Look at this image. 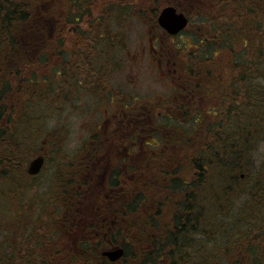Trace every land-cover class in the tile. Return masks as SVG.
Listing matches in <instances>:
<instances>
[{"label": "trees", "instance_id": "1", "mask_svg": "<svg viewBox=\"0 0 264 264\" xmlns=\"http://www.w3.org/2000/svg\"><path fill=\"white\" fill-rule=\"evenodd\" d=\"M60 1V4L52 5L49 9L47 2L50 4L53 0H0V233L4 232L3 238H0V264H95L97 262H93L91 258L82 261L75 255L79 252L76 250L69 256H63L62 247H57L55 240L45 234L34 239L24 234L25 230L27 232L30 229L34 231L38 229L33 222L34 219L31 218L37 217V210L41 212L42 209L37 207L36 204L39 203L35 200L33 202L26 199V191L38 174L31 175L28 167L34 157L43 154L46 158L45 154L49 153L47 148L49 144L39 143L41 140L45 141L52 136L58 139V130L55 133H50L49 130L48 114L55 105L61 106L75 99L96 97L114 101L107 105L108 113L115 112L114 106L119 108L120 104L121 107L127 106L125 112L132 117V120L120 118L118 122H113V132L109 133V142L103 138V128L94 127L93 136L96 135L103 141L95 138L96 144L87 139L85 148L93 146L94 149H84V151L92 155L98 152L100 145L109 148L108 155L112 158L126 148L127 155H124L123 159L127 161L129 155L135 154L134 150L140 147L137 141L142 138V134H146V132L141 133L143 126L140 123L133 131L132 124L129 125L138 122V117L142 118L144 103H140L139 99L131 102L130 96L122 98L121 96L124 95L109 86L106 79L96 72H94L95 77L86 76L89 69L96 70L91 63L98 62L96 64L99 66L102 58L112 62L117 48L116 43L120 40L119 36L115 38L112 36L116 29L115 20L138 17L134 11L137 0ZM150 1L152 3V0ZM183 1H189V5L193 2V7L189 6L190 8H201L198 4L200 0H164L163 5L157 2L155 7L149 6L148 14H142L139 19H135L143 20L149 15L150 21L147 22L155 26L158 31L160 29L157 18L162 7L172 4L188 12L190 9L183 4ZM212 1L217 11V18L214 20L212 16L206 15L203 21L209 24L206 32L195 29L193 36L195 39L190 45L204 51V56L199 57L196 52L190 56V70L187 69L188 67L185 68L190 79L183 82L191 85V89L197 92L204 87L216 90L223 84L231 88L227 98L223 92L219 93L221 100H227L228 97L230 100L229 106L225 109L228 126L221 127L223 135L214 141L215 146L218 147L214 149L215 159L218 165H223L227 154L222 142L227 136L229 139L230 136L237 137L235 139L238 143L234 148L233 162H240L245 156H250L251 146L258 134L264 137V130L260 129H264V0ZM70 6L73 8L68 16ZM85 16L88 18V27L82 29L79 27L80 21L82 23ZM74 24L76 26H73ZM67 39L71 43V49L65 46ZM187 49L190 50V47ZM68 51L76 54L75 62L72 63L68 59ZM53 56H58L63 66H52ZM208 59H214L216 63L213 69L210 66L212 62L209 63ZM196 66H202L203 74H208V77L198 76ZM47 67L52 74L48 75L45 72L44 75H39L40 71L43 68L48 69ZM208 78L212 82H208ZM83 81L85 84H82ZM242 88L244 98L240 100ZM73 90L75 94H72ZM147 106H151L150 101ZM232 130L235 131L236 136L233 135ZM66 131L67 128L65 134ZM126 131L128 132L125 134ZM123 133L125 136H122ZM152 133L158 137L159 145L163 147L182 146L179 140L177 143L173 142L175 137L171 133L162 134L156 129ZM114 143L116 146L112 148ZM207 148L206 145V150ZM179 157L182 158L181 155ZM163 160L166 163H198V158L189 154L186 159L161 158V161ZM207 165L204 167L197 165L198 174H195V177H198V181L197 183L194 181L195 185H199L196 188L197 193L192 189L193 181L182 179L174 169L169 174L172 175L170 178L175 187L170 186L172 191L165 192L164 189H160L165 194L162 197L165 201L162 202L161 197H157V202L152 201L153 198L151 201L148 199V224H165V230L160 236L149 239L152 249L144 251L148 264H205L206 260L213 257L214 249L221 256L222 254L235 256V261L231 264H264V171L262 174L253 173L248 182L242 184L240 190L236 191L237 181L230 180L228 171L237 170V166L227 161L225 166H222L225 169L216 176L223 185L221 188H209L206 194L204 184L212 171V165ZM81 167L85 169L83 163ZM87 170L94 171V168L89 167ZM114 173L116 174V171ZM92 179L84 178L78 190L68 192L63 198L64 209L82 207L84 201L89 198L82 195L85 185L91 187L92 191L94 190L92 186L95 188L99 186L98 179L97 181ZM109 179L110 186L117 185V176L113 173L110 174ZM178 188L181 190L177 191ZM241 192L245 195L242 197L245 203L239 208L240 206L236 205L239 199L236 198L240 197ZM74 195L81 202L78 203V199H75L74 203L67 207L69 196ZM117 198H120L118 193L104 206L117 209ZM134 199H139V195L127 202V207L131 211L135 209ZM170 200H173L172 212L167 215H171V219L168 222L162 221L160 218L162 213L157 220L155 215L158 210L155 209L162 210V205ZM18 234L22 237L19 238ZM117 235L116 230V239ZM207 239L210 241L208 242ZM215 239L216 242H213ZM221 241H225L223 246H219ZM117 243H119L118 239ZM120 244L125 251L120 259L122 262L128 247H125V243ZM80 247L87 251L86 256H91L92 247L87 245ZM80 247L77 249H81ZM220 247L224 248L219 251L217 248Z\"/></svg>", "mask_w": 264, "mask_h": 264}, {"label": "rangeland", "instance_id": "2", "mask_svg": "<svg viewBox=\"0 0 264 264\" xmlns=\"http://www.w3.org/2000/svg\"><path fill=\"white\" fill-rule=\"evenodd\" d=\"M163 1L164 0H152L151 3L150 0H137V3L134 5V11L138 17L134 16V18H132V16L126 20L117 18L114 23L116 29L112 36L114 38L119 36L120 40L116 43L117 48L112 62L109 60H102V58L101 65L99 66L96 64L98 62L91 63L96 70L93 71L94 68L89 69L86 76L95 77L94 72H96L100 77L106 79L109 86L120 91V93L124 95L121 96L122 98L130 96L131 102H133L134 99H139L138 101L140 103L145 104L143 109H145L150 101L151 106L152 104L156 106V111L154 117L149 120L147 125L152 126L156 131L162 134H173L175 137L173 142L177 143L179 140L182 146H179L180 148L177 146L143 148L142 146H145L143 144L145 138L143 137V139L141 138L137 141L140 147L134 150L135 154H131L127 158V161L124 160L121 162L120 158L124 156V154L118 152L112 158L108 155L109 151L107 149L109 148L100 145L98 146V153L100 156L105 155L104 157H100L103 163L101 166L95 168L96 170L89 171L87 168L84 169L81 167L84 159L90 156L89 152L84 151V149H94L93 146L85 148L86 143L88 140H91L93 143L97 144L95 138L99 140L100 137L96 135V137L93 136V131L94 127L98 126L103 128V138L107 139V142H109V133L113 132L112 123L119 121L117 120L118 117H116L118 112L115 106V109H113L115 110L114 113L112 111H110V114L106 112L107 105L114 103V101L111 99L108 101L90 97L89 99L84 98V100L75 99L61 106L55 105L52 112L48 114L50 119L49 130L50 133H55L58 130V139H56V136H52L45 141L41 140L39 142L41 144H49L47 147L49 153L45 154L46 159L43 170L36 176L30 184V188L26 191V199L29 201L33 200V202L35 200L36 203H39L36 204L37 207L42 209L41 212L37 210V217L31 218L34 219L33 222H35L38 229L36 231L30 229L27 232L25 228L23 230H25V236L31 239L42 236L43 234L52 237L57 243V247H62L63 256H69L73 254L75 250L78 251V238L77 240L75 239V233L72 231L73 228L65 224L66 217H64L65 212L63 211L65 207L63 198L68 195L69 191L78 190L84 178H94L92 180L97 181V179L99 180L101 177V185L92 191L90 197L82 204V208H90L94 210V213L101 214V217L105 215L113 217V213L104 206L106 202H109V199L105 202L103 199L106 198L104 197L105 192L111 187L109 185L110 174L113 173L117 176V185H113V188L120 195V198H117V239L119 244L125 243V247H128V252L126 251L127 254L122 262L105 264H148L149 262L144 251L147 249L150 251L152 249V247L150 248L151 240L149 239L160 236L165 230V224H148L147 208L149 210V207L147 203L148 199L151 201L153 198L152 201L155 202L158 201L156 200L157 197H161L162 199L165 194H163L160 189H164L163 191L165 192L172 191V187H175L172 178H170L172 177V175L169 174L170 172L175 169L178 175L182 176V179L189 182L192 180V189L196 190L197 193L198 189L196 188L199 186L198 184L195 185L198 181V177H195V174H198L197 165H202V167L207 164L212 165L211 176L207 177V182L205 181L204 184V192L206 191L207 194L209 188H221L223 185L216 176L220 175L222 170L225 169L222 168V166L224 167L227 161H229V164L233 163L237 166V170L228 171L230 180L235 179L237 181L235 185L236 191L240 190V187L243 186L242 184L248 182L253 173L262 174L264 171V137L260 134L257 135L256 140L251 146L250 156H245L240 162H233L234 148L238 143L237 139H235L237 137L230 136L231 138L229 139V136H227L222 142L227 154L224 158L225 162L223 165L219 164L220 166L217 164L218 161L215 159L214 149L218 147L215 146L214 141L223 135L221 127L227 128L228 126V120L225 119V109L229 106L230 102L229 97L227 100H221L219 93L223 92V95L225 94L224 96L227 98L231 90L230 86L227 85V88L225 84H223L216 90H214V88L210 89L204 87L199 90L197 98L193 100L184 99L180 95L181 90L178 86L189 85L183 81L190 79L187 74L188 71L185 70L186 67H188L187 69L190 68V56L194 54V52H196V55L199 57L204 56V51L195 49L190 45L193 44L192 41L195 39L193 37L195 29L199 32H206L209 25L208 23H203L206 15L212 16L214 20L217 18V11L213 7V1L200 0L198 3L201 6L200 9L190 8L193 7V2L189 5V1H183V4L190 9L186 13L190 16L191 22L182 34L174 37L162 35L159 33V30L157 32L155 26H151L149 22H147L150 21V19H148L149 15L146 19L142 18L143 20H136L140 18V15L148 14L149 6L155 7L157 4L163 5ZM60 2V0H53L50 4L47 2V6L50 9L52 5H58ZM72 8L73 6L69 7L68 16ZM74 11H76V9ZM73 26L76 25L74 24ZM79 27L82 29L88 27V18H86V16L83 18L82 23L80 21ZM53 31L54 29L52 32ZM69 36H71V34H69ZM65 46L71 49L69 39L66 40ZM183 46L185 48H183ZM152 47L155 48V50H152ZM189 47L190 50L187 49ZM73 51H68V59L72 63L76 61V54H74ZM66 59L65 56V60ZM208 60L209 63L212 62L210 66L213 69L216 64L214 63V59ZM52 62V66H63V62L58 56H53ZM88 68L89 66L87 69ZM191 68L195 69L194 67ZM79 69L83 71L81 68ZM196 71L198 76L202 75L204 78L208 77V74H203L202 66H196ZM45 72L48 75L52 74L49 68H43L39 75H44ZM208 79V82H212L210 78ZM174 80L179 83H175ZM82 84H85L84 81ZM88 89L90 91V88ZM72 94H75V90L72 91ZM239 97L240 100L244 98L243 88L241 89ZM113 114L115 115V117H113L114 120H109V117ZM137 125V121L132 122V131L134 129L136 130ZM65 128L68 129L66 134L64 132ZM260 129L264 130L262 128ZM232 133L236 136L234 130H232ZM51 144H54L56 147ZM206 145L208 146L207 150ZM115 146L114 143L112 148H115ZM174 150H176V152ZM187 154L196 159L198 158V163H166L164 160L161 161V158L165 160H174V158L186 159ZM180 155L182 158L179 157ZM106 162L109 166H105V164H107ZM163 162L164 165H162ZM114 171H116V174ZM163 172H165V174H162ZM239 176L241 178H239ZM188 186L189 185H186V187ZM176 190L179 191L181 189L178 188ZM138 195L139 199H134L133 202L135 209L131 211V209L127 207V202L131 201L134 197H138ZM244 196V193L241 192L240 197L236 198L239 199V201L236 202V205L238 204V206H240L239 208L243 207L245 203L242 199ZM69 198L67 207L74 203L75 199H78V203L81 202L76 195L72 197L69 196ZM161 201L164 202L165 199ZM172 205L173 200H170L168 203L166 201V204L162 205L163 211L161 208H156L155 211L158 210V212H156L157 215H155V218L158 220L157 217L159 214L163 213L160 218L162 221L168 222L171 219V215L168 216L167 214L172 212ZM156 229H158V231H156ZM159 230L161 232H159ZM3 233H0V238H3ZM18 236L19 238L22 237L21 234H18ZM38 239L39 238H37V240ZM18 240L19 239H16V241ZM207 240L208 242L210 241V239ZM213 242H216V239ZM224 242L225 241H221V245L219 246H223ZM211 244L212 243H209V245ZM223 248L224 247H220L217 249L221 251ZM218 254L217 250L214 249L213 257L211 256V258L204 263L231 264L235 261V256H226L225 254L221 256L219 254V256H221L219 257ZM154 258H156V256ZM95 264H102V262L97 261Z\"/></svg>", "mask_w": 264, "mask_h": 264}, {"label": "flooded vegetation", "instance_id": "3", "mask_svg": "<svg viewBox=\"0 0 264 264\" xmlns=\"http://www.w3.org/2000/svg\"><path fill=\"white\" fill-rule=\"evenodd\" d=\"M159 29H160L159 33L166 36L165 31H163L160 27ZM152 50H155V48L152 47ZM174 82L179 83L176 80H174ZM178 87L181 90L180 95L184 99H189V100L196 99L198 92L197 90H192L191 85H188V86L179 85ZM115 108H116V111L118 112V114L116 115V117H118L117 120H119L120 118L122 119L128 118V120H132V117H129L128 114L125 112L127 110V106L121 107V104H120V108L119 106L118 107L115 106ZM155 110L156 108L154 107V105L149 106V107L146 106L145 109H143V112H142L143 114L141 115L142 118L138 117L139 119L138 123L143 125L142 127L143 129L141 133L146 132L145 135L142 134V139L143 137L145 138V141H143V144L145 146H142L143 148L145 147L160 148L162 146V145H159L158 137L154 133H152V131L155 128H153L150 125H147V123H149V120L154 117ZM113 117H115L114 114L109 117V120H114ZM131 124L132 123H129V125ZM144 125L146 126L145 128H144ZM127 132L128 131H126L125 134ZM125 134L123 133L122 136H125ZM126 151L127 149L124 148L123 152H120V153L127 155ZM149 151L150 149L148 150V158H149ZM89 154L90 156H87L83 161L85 168L93 167L95 169L98 166H101V164L103 163V160H101L100 157H104L105 155L100 156L98 152L95 155H92L91 153ZM91 156H93V158H90ZM120 161L121 162L124 161L123 156L120 159ZM112 162H116V161H112ZM105 166H109V164L107 163L105 164ZM92 188L95 189V187L93 186ZM91 194H92L91 187H89L88 185H85V188L82 191V195L84 197H90ZM116 195H117L116 190L115 189L111 190L110 188V191L105 192L104 197L106 198H104L103 201L105 202L107 199H112ZM106 208L109 209V211L113 213V217H109V215H105L104 217H101V214L94 213V210L90 208H84V207L83 208L82 207L70 208V209L63 210L65 212L64 217H66L65 224L73 228L72 231L75 233V239L77 240L78 238L77 248H79L80 246H85V245H87V247H92L91 256L85 255V252L87 251L84 250V248L80 247L81 249H78L79 252L78 254H75V255H77L82 261H88L87 258H91L93 262L100 261V262H106V263H115V262L121 261V260L112 261L110 257L107 255L109 251L117 247H121V244L117 243V239H116L117 209L116 208L112 209L108 207Z\"/></svg>", "mask_w": 264, "mask_h": 264}, {"label": "water", "instance_id": "4", "mask_svg": "<svg viewBox=\"0 0 264 264\" xmlns=\"http://www.w3.org/2000/svg\"><path fill=\"white\" fill-rule=\"evenodd\" d=\"M158 21L159 24L171 34L180 32L188 24V18L183 13H177V9L172 6H167L161 11ZM43 164L44 157L42 155L37 156L29 165V173L37 174ZM123 252L124 250L122 248H117L108 252L107 255H109L112 260H116L123 255Z\"/></svg>", "mask_w": 264, "mask_h": 264}]
</instances>
